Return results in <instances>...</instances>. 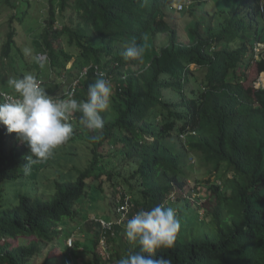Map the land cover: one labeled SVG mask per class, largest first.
I'll return each mask as SVG.
<instances>
[{"label":"trees","instance_id":"1","mask_svg":"<svg viewBox=\"0 0 264 264\" xmlns=\"http://www.w3.org/2000/svg\"><path fill=\"white\" fill-rule=\"evenodd\" d=\"M32 1L21 4L29 7ZM39 1L48 9L45 40L59 25L57 31L86 61L78 64L88 68L86 74L71 79V86L79 80L73 98L86 100L101 73L117 85L110 108L101 113V133L82 126L81 113L69 115L68 140L81 141L91 156L84 168L54 180L55 150L26 172L30 149L0 125V264H86L83 250L92 253L91 264H117L140 251L116 235L120 224L106 228L97 220V236L72 233L58 256L56 242L82 217L78 205L89 202L97 211L95 200L106 203L105 195L116 191L124 192L119 207H128L123 222L156 205L174 209L181 225L175 245L157 250L154 258H171L173 264H264V88L254 86L264 73V49L259 59L255 52L264 44V0H226V7L220 6L224 0ZM17 2L7 0L19 9L2 50L8 59L28 15ZM175 2H191L182 11L188 21L197 18L189 30L170 18ZM196 7L210 17H199ZM164 35L168 40L160 47ZM130 39L143 49L148 44L149 57L125 60L117 44L130 45ZM48 50L51 69L63 79L65 63L51 44ZM251 71L257 76L253 86L247 84ZM113 158L129 176L109 168ZM196 166L218 180L206 181L207 197L199 202L187 193ZM101 235L116 245L107 258L97 251Z\"/></svg>","mask_w":264,"mask_h":264},{"label":"rangeland","instance_id":"2","mask_svg":"<svg viewBox=\"0 0 264 264\" xmlns=\"http://www.w3.org/2000/svg\"><path fill=\"white\" fill-rule=\"evenodd\" d=\"M21 2L22 0H18L17 5L22 8L24 7V10L28 9V15L25 17L24 22L18 27L17 35H15L14 37L15 43L13 46V51L10 58L8 59L2 57V50L9 42V35L12 31L11 18L19 12V9L9 5L7 3V0H0V89L17 95L8 84V80L10 78H21L24 75L30 74L36 77L38 81L41 80L43 82L41 87L46 92H48V94L63 98L62 94H65L70 89L72 77H75L79 74L83 76L87 72L88 68L81 69V67H78V64L80 65V60L81 63L82 61L84 63L86 61L81 57V52L78 48L71 47L69 45V41L66 35L60 34L59 31H57L58 29L61 30V27H59V25L57 26L58 29L55 28L48 33V39L47 41L45 40L48 28V23L45 22V13H47L48 11L47 4L36 0L32 1V4L28 7V5H26V2H23V4H21ZM222 3L223 4H220L221 7H226L228 5L226 0H224ZM196 8L199 17H210L207 15L206 11L199 10L198 7ZM211 14H213V9H210V15ZM169 16L171 19H180V23H184L185 27L189 26L186 27L187 30L192 28L194 22L197 20L196 18L194 20L192 19L188 21V19L185 18L184 12H177L176 10H171ZM208 19L210 20L211 18ZM182 29L184 30L183 27ZM167 38V35H164L162 37V40L158 41L160 47L167 43ZM132 42L133 39H130L128 43L131 44ZM49 44L53 46L56 53L58 54L59 61L65 63L61 72L63 79L60 78V74H58V72H55L53 68L51 69L50 59L48 58V55H50V51L48 50ZM118 45L123 53L127 44L120 43L117 44V46ZM146 46L147 47L144 48V54L146 56L148 55L149 57L150 49L148 44ZM26 47L32 50L31 56L25 55L24 49ZM259 48L263 49L264 44L257 45V52H259ZM37 55L40 57L39 61H36L32 58L33 56ZM192 68L195 69L196 67L192 66ZM249 76L250 80L247 84L249 86H253L252 82L257 76L254 75L253 71L249 73ZM257 79L258 81L256 82V87L258 88V86L260 87V85L264 86V76H258ZM115 82L116 81L114 79L111 80L112 95L110 103L115 94V88L117 85ZM97 131H99L100 133L102 132L101 129L95 130L94 132ZM70 138L71 137H69V139ZM71 153L74 155H71ZM90 156L91 154L88 152L87 146L82 144L81 141H79V143L73 144L71 141L67 140L55 149L52 168L50 169L51 179L54 180L58 176V174L60 175L62 173H68L69 170L76 166L79 168H84L87 165ZM70 157H74L75 159L71 160ZM123 166L124 165L120 163L117 158H113V160L109 164V168L119 167L121 169V172L123 173V176H129V174H127L128 168H124ZM194 169L196 170L191 173V179L188 182L187 193H189V196L192 195V199H196L199 202V200L207 197L206 187L203 186L206 181L211 179L212 182H216L218 180L216 176H210L206 173V171H203L201 168H199V166H196ZM124 191L128 193L127 189H125ZM116 192L114 196L110 198H107L109 197L107 194L105 195L107 199L106 203L105 201L100 202L99 200H95L96 203L100 204L99 207L97 206V211L96 209H94L96 206L90 205L89 202L85 203L83 206L78 205L77 208L82 211V217L80 216L79 219L75 222H70L68 226H66V229L69 230L70 235L69 232L68 235H61L62 242H56L58 256L62 255L64 250V243L69 241V239L72 237V233L76 235L79 234L82 238L85 239L94 238L95 236H97L98 233H100V228L96 224H93L94 222H97V220L101 221L103 226L106 228H109V226L111 227V225L115 223L120 224L122 226V230L116 235H120L121 240L127 239L124 227L127 223V220L123 222V218H125L128 207H119L124 192ZM128 195L129 196L125 199L126 202L131 200V195L129 193ZM92 208L93 210H91ZM92 212H95L92 215L97 214L96 217H93L94 219H91V214L89 215V213ZM121 212H124L121 215L122 219L119 218V214ZM106 220H109L110 222L108 223ZM60 229L62 230V227H60L59 230ZM113 232L116 233L117 231ZM101 238L102 240L97 248V251L101 252L107 258L109 255L110 247L115 244H109L107 237H105L104 235H101ZM51 247L52 245L48 247V250H51ZM80 257L85 261L86 264H91L93 259L92 253L86 252L84 250L81 251ZM55 264H61V262L57 261Z\"/></svg>","mask_w":264,"mask_h":264},{"label":"clouds","instance_id":"3","mask_svg":"<svg viewBox=\"0 0 264 264\" xmlns=\"http://www.w3.org/2000/svg\"><path fill=\"white\" fill-rule=\"evenodd\" d=\"M189 5L191 2H175L172 8L182 12ZM256 49V58L259 59L262 49L259 48V52ZM24 53L31 56L32 50L26 47ZM122 55L125 60H141L144 49L133 41L126 46ZM32 58L40 60L38 55ZM8 84L17 98L0 102V125L5 126L8 133H15L17 139L25 142L30 149L31 155L24 165L26 172L30 171L33 164L48 159L58 146L69 139L73 133L72 125L68 123L71 113H81L79 123L89 130L104 127L101 113L110 108L112 84L103 73L94 84L89 85L87 99L84 101L48 94L37 78L30 74L10 78ZM260 88L264 86L260 85L257 89ZM68 92L65 94L68 95ZM124 227L128 241L138 244L140 251L121 257L117 264H173L171 258L154 257L157 250L171 249L175 245L181 225L174 209L156 205L150 210H140L127 220ZM144 253L150 255L145 256Z\"/></svg>","mask_w":264,"mask_h":264},{"label":"built area","instance_id":"4","mask_svg":"<svg viewBox=\"0 0 264 264\" xmlns=\"http://www.w3.org/2000/svg\"><path fill=\"white\" fill-rule=\"evenodd\" d=\"M86 74V73H85ZM40 84L42 85V81L39 80ZM79 84V80H76L72 86V88L70 89V92H68V98H73L74 96V93L76 91V87L78 86ZM0 96L2 97V101L4 102L6 99H16L17 98V95H14V94H11V93H8V92H5V91H2L0 90ZM110 227V226H109Z\"/></svg>","mask_w":264,"mask_h":264},{"label":"bare ground","instance_id":"5","mask_svg":"<svg viewBox=\"0 0 264 264\" xmlns=\"http://www.w3.org/2000/svg\"><path fill=\"white\" fill-rule=\"evenodd\" d=\"M263 76H264V74H263Z\"/></svg>","mask_w":264,"mask_h":264}]
</instances>
